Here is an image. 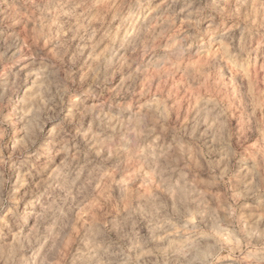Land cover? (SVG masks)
<instances>
[{
  "label": "clouds",
  "instance_id": "clouds-1",
  "mask_svg": "<svg viewBox=\"0 0 264 264\" xmlns=\"http://www.w3.org/2000/svg\"><path fill=\"white\" fill-rule=\"evenodd\" d=\"M0 264H264V0H0Z\"/></svg>",
  "mask_w": 264,
  "mask_h": 264
}]
</instances>
